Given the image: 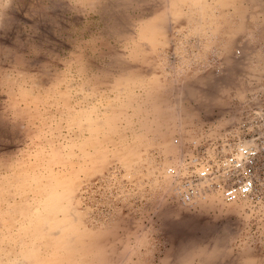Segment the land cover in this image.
<instances>
[{"label":"rangeland","instance_id":"374dc122","mask_svg":"<svg viewBox=\"0 0 264 264\" xmlns=\"http://www.w3.org/2000/svg\"><path fill=\"white\" fill-rule=\"evenodd\" d=\"M0 264H264V0H0Z\"/></svg>","mask_w":264,"mask_h":264},{"label":"built area","instance_id":"2783aa9c","mask_svg":"<svg viewBox=\"0 0 264 264\" xmlns=\"http://www.w3.org/2000/svg\"><path fill=\"white\" fill-rule=\"evenodd\" d=\"M234 149L235 151L228 157L217 162L215 169L211 165H207L196 174L198 180L208 181L222 172L226 177L223 198L228 202L250 196L257 185L253 164L260 158L259 151L246 144L237 145Z\"/></svg>","mask_w":264,"mask_h":264}]
</instances>
